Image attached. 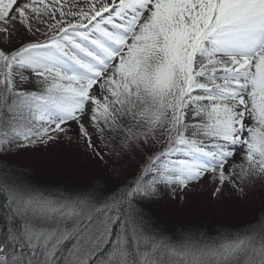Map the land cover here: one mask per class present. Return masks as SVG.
Segmentation results:
<instances>
[{
	"label": "rangeland",
	"instance_id": "rangeland-1",
	"mask_svg": "<svg viewBox=\"0 0 264 264\" xmlns=\"http://www.w3.org/2000/svg\"><path fill=\"white\" fill-rule=\"evenodd\" d=\"M6 1L0 3V46L13 51L20 44L43 41L45 43L46 38L53 37L45 48L50 52L48 63L57 66H54L56 68L47 66L53 71H62L60 73L62 78L58 81L57 75L49 70H46L43 78L38 80L36 74L27 68L28 64L33 63V56L27 54L7 64L5 70L7 83L0 85L5 91L2 101L9 99L7 112L3 113L4 117L0 120L2 125L13 121L24 103L32 105L24 112L26 116L21 118V123L17 120L12 122L14 127L11 131L6 127L2 128L0 144L4 147L13 141L11 137L23 136V130L26 128H34L37 130L36 135L40 133L44 136L35 146L27 148L10 146V149L4 150L0 155L1 159L27 168L21 179H26V186L33 187L36 193H41L46 198V204L42 202L32 204L26 202L19 194L13 195L14 203L26 222L27 238L32 246L41 249L38 261L34 264H87L93 255L96 259L88 264H132L133 261L134 264H143L145 258L148 261L154 259L153 256L165 258L155 251L163 248L153 245L157 240L153 239L150 245L151 238L146 235L147 230L142 229L141 234L135 233L137 243H131L127 236L122 237L117 233V229H114L113 233L110 232L109 215L95 218L97 216L73 211L75 207L73 204H68L70 209L66 203L56 204L52 198L56 206L47 204L50 190L73 194L70 192L84 189L93 181L101 180L113 187L116 181L135 177L131 179L130 185L134 187V192L139 194L137 198L143 203L142 209L165 223L188 222L198 218L211 222L239 223L254 218L255 213L264 210V120H262L264 94H257L255 104L251 102L255 97H250L251 130L248 132L247 142L243 140L238 148L237 143L241 138L239 128L243 118L237 121L235 128L237 109L226 107L229 121L227 132L219 133L218 130H213L211 117L217 111L216 106L206 108L208 113L206 118L211 119L208 122L209 128L203 126L200 119L202 113L196 116L194 109L191 118L183 120L190 113L188 103H184L182 98L184 94L182 86L186 80L184 68H198L195 73L202 77L219 63L226 61L218 54L216 44L213 42V39L219 42L220 35L211 36L210 39H199V31L206 25L208 17L199 16L190 10L184 13L178 10L180 0H138L143 2L139 5L142 10L150 3L147 23L140 27V31L126 46L124 54L94 87L93 84H84L77 76H69L71 67H75L77 63L66 57L64 48H71L81 56L80 52L84 51V45L91 47L94 44L86 35L93 31V27L85 25L87 22L85 20L96 15L98 11L105 10L111 0H8L11 3L3 4ZM129 1L122 0L117 12L130 8ZM208 1L211 2L202 0L206 4H209ZM248 1L242 0V8L248 13L244 14L245 20L250 21L258 16L264 22V0L252 3ZM133 6L136 8L135 4ZM94 18L96 19L97 15ZM255 27L251 23H242V26L233 28L231 34L227 33V39L232 35L230 46L235 52L241 51L242 48L248 49L247 44H242L240 39L254 31ZM60 29H66V32L52 36ZM95 31L98 33L97 29ZM218 32L220 30L215 34ZM102 43L104 42L99 41L94 46L101 48L103 53L110 56L103 49ZM210 45L211 49L208 51ZM210 53L218 60L212 59ZM89 56L95 58L94 55ZM254 68L256 78L261 76L264 80V52L255 59ZM220 69L222 68L217 67L215 70ZM25 81L30 82L26 92L37 93L34 88L38 83L43 85L37 86L43 89L39 94L51 99L57 97L58 89L59 92L63 91L58 99L76 95L86 97V94L91 92L92 95L88 96L92 97L93 102L87 109L85 104L75 108L64 104V101L60 104L53 101L48 103V100L43 98H21L23 102L19 107L20 101L10 100L9 92L21 94L23 89L20 87ZM153 81L157 82L155 88L152 86ZM221 84L220 86L234 83L228 81ZM100 86L104 89L105 95L98 91ZM244 86L245 83L237 85L231 93L226 89L219 90L218 85L217 90L222 97L242 100ZM179 88L181 93L177 92ZM192 91V88H188L187 94H192ZM159 96L162 97L158 99ZM132 98L137 100H131ZM199 98L188 96L189 106L202 108ZM147 101L155 112L149 116L153 122L162 125L164 116L162 130L167 127L170 116L178 118L180 130L185 131L186 135L177 139L180 147L177 149L176 157L179 150L183 149L181 155L186 159L177 161L175 165H167L169 159H166V163L158 162L159 156L156 155V151L165 142L162 131L157 141L151 140L154 137L148 138L149 134L142 131L141 118L133 112L137 105H145ZM98 105H105V110H110L116 127L122 120L127 121L124 123L126 124L124 129L117 132L115 128L107 130L105 129L108 128L107 124L93 121L103 116V111L99 113L95 110ZM115 105L120 107L115 109ZM9 107L13 112L8 111ZM84 111L87 112L84 124L78 125L73 122L63 125L65 121L82 115ZM129 119L132 121L128 123ZM222 120L218 119L216 122L221 124ZM26 123L27 125H24ZM102 126L105 128L98 129ZM187 129H190V132H187ZM201 129L205 131H197ZM172 135V137L177 135L174 130ZM20 142L26 144L22 138ZM190 142L194 144L193 148H190L192 147L189 146ZM211 142L219 146L216 153L206 156L207 164L197 165L187 160L192 154L201 156L199 147L212 150ZM118 143L120 144L116 145ZM201 157L205 162V157ZM220 166L224 169L205 177L212 168ZM148 169L151 174L146 178L142 174ZM180 171L182 177H179V182L170 184L162 180V174L166 172L178 174ZM54 185L57 186L53 187ZM165 185L176 187L163 192L161 188ZM91 186L95 189L90 191L96 190V184ZM186 186L188 188L183 189ZM36 199L40 198L36 196ZM68 210L71 213L68 214ZM58 244H62L63 247L57 257H54V250ZM133 247L135 255L130 253ZM160 259L159 264H167V260ZM213 264H220V261L217 260Z\"/></svg>",
	"mask_w": 264,
	"mask_h": 264
},
{
	"label": "trees",
	"instance_id": "trees-1",
	"mask_svg": "<svg viewBox=\"0 0 264 264\" xmlns=\"http://www.w3.org/2000/svg\"><path fill=\"white\" fill-rule=\"evenodd\" d=\"M152 86H156L155 81L152 82ZM177 92L181 93V88ZM3 93L5 91L0 88V120L4 117L3 113L7 112V100H9L2 101ZM161 97L159 96L158 99ZM149 101L145 105H137L133 111L137 117L141 118L142 131L149 134L148 138L154 137L151 139L153 141L158 140L161 131L165 141L172 140L171 131L174 128L180 129L178 118L170 116L168 126L163 130L160 129L159 124L153 122L149 117L150 114H155L150 110L152 105L149 104ZM8 111L11 113L10 107ZM171 112H173L172 109ZM130 121L132 120L129 119L128 123ZM124 123L127 121L122 120L115 127V131L124 129L126 125ZM10 125V121L4 125L0 121V133L3 127L7 128ZM175 125L178 126L175 127ZM6 147V145L3 147L0 144V155L4 153L3 149ZM26 169L0 158V264H34L40 255L41 249L38 246H32L27 238L25 219L12 201L13 195L19 194L26 202L46 204L44 199L35 200V192H33L35 189L25 185L26 179H21L24 172L28 170ZM131 179L130 177L126 180L116 181L113 187L101 180L100 184L98 181L92 180L93 182L87 184L84 189L74 192L84 198L71 200V204L75 206L73 211L77 210V212L86 213L89 216L98 210L108 211L116 219L112 224V231L114 229L118 231L119 227L122 228L131 243H137V237L134 234H141L145 229L147 230L146 235L151 238L150 245L154 238L166 245V247L163 246L165 247L163 250H155L165 258L160 259V257L153 256L154 259L149 261L145 258L144 264H159V259L167 260V264H213L217 260L220 261V264H264V210L255 213L254 218L252 217L248 221H239V223L211 222L201 218L188 222L165 223L142 209V207L144 208L143 203L137 198L139 194L134 192L133 186L130 185L133 180ZM129 180L131 181L129 182ZM94 184L97 186L96 190L90 191V189H95L91 186ZM48 192L54 193L52 190ZM47 204L50 203L47 202ZM51 205L55 206L53 203ZM69 213H71L70 210H68ZM153 245L156 246V242ZM57 246L54 250V257H57L56 255L61 252L63 247L62 244ZM148 251L150 252V250ZM130 253L135 255V247ZM134 263L133 261L132 264Z\"/></svg>",
	"mask_w": 264,
	"mask_h": 264
},
{
	"label": "bare ground",
	"instance_id": "bare-ground-1",
	"mask_svg": "<svg viewBox=\"0 0 264 264\" xmlns=\"http://www.w3.org/2000/svg\"><path fill=\"white\" fill-rule=\"evenodd\" d=\"M19 47V46H18ZM4 55H7V56H10V52H5V54ZM4 79V78H3ZM30 84V82H28V81H25L24 82V84L22 83V86L20 87L21 89H27L28 87V85ZM117 109V108H116ZM152 111L154 112V110L152 109ZM158 122H160L159 121V119H158ZM143 127V126H142ZM198 159L199 160H202V158L200 157V156H198ZM163 245L161 244V247H162Z\"/></svg>",
	"mask_w": 264,
	"mask_h": 264
}]
</instances>
